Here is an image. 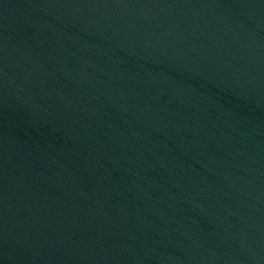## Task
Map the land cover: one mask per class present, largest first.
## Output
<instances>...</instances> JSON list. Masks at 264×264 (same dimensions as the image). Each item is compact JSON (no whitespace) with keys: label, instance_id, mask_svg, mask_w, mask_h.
I'll return each instance as SVG.
<instances>
[{"label":"water","instance_id":"water-1","mask_svg":"<svg viewBox=\"0 0 264 264\" xmlns=\"http://www.w3.org/2000/svg\"><path fill=\"white\" fill-rule=\"evenodd\" d=\"M0 264H264V0H0Z\"/></svg>","mask_w":264,"mask_h":264}]
</instances>
